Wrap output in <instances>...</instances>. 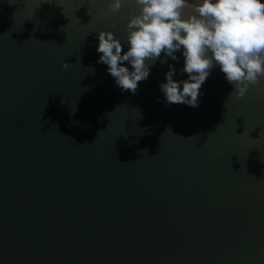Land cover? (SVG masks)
Here are the masks:
<instances>
[{
	"label": "water",
	"instance_id": "obj_1",
	"mask_svg": "<svg viewBox=\"0 0 264 264\" xmlns=\"http://www.w3.org/2000/svg\"><path fill=\"white\" fill-rule=\"evenodd\" d=\"M134 12L0 0V264H264V78L229 98L215 67L198 107L166 105L181 50L122 91L98 33L126 52Z\"/></svg>",
	"mask_w": 264,
	"mask_h": 264
},
{
	"label": "clouds",
	"instance_id": "obj_2",
	"mask_svg": "<svg viewBox=\"0 0 264 264\" xmlns=\"http://www.w3.org/2000/svg\"><path fill=\"white\" fill-rule=\"evenodd\" d=\"M125 2L107 0L108 10L118 13ZM132 2L136 12L126 23L128 50L122 52L121 41L106 30L99 31L96 48L101 54L98 62L107 65L108 74L122 91L135 94L139 83L150 75L149 61L154 64L161 53L178 61L175 53L181 50L180 71L188 78L174 80L176 69L169 65L165 82L159 85L166 105L198 107L201 87L215 67L233 87L229 98L243 99L264 78V0ZM69 66L62 64L65 70Z\"/></svg>",
	"mask_w": 264,
	"mask_h": 264
}]
</instances>
